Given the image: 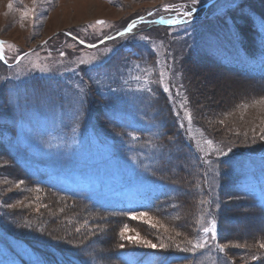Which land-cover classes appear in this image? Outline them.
<instances>
[{
	"label": "rangeland",
	"instance_id": "obj_1",
	"mask_svg": "<svg viewBox=\"0 0 264 264\" xmlns=\"http://www.w3.org/2000/svg\"><path fill=\"white\" fill-rule=\"evenodd\" d=\"M177 1L0 0L1 47H6L12 57L27 52L14 68L0 67V149L10 148L26 167L38 174L47 168L51 183L72 194H81L98 206L120 208L129 198L136 206L158 196L174 198V192L164 187L160 178H154L155 181L149 178H153V166L158 159L172 170V158L166 162L159 151L139 143L155 138L162 128L170 126L169 118L164 122L157 115L160 121L155 120L150 108L152 101L155 110L167 108L166 115L183 119L187 125L183 138L194 143L187 158L199 168L200 179H194L187 170L183 175L188 174L191 189L189 186L186 189L194 196L191 201L196 223L194 237L205 246L194 248L197 244L182 230L175 231L179 238L167 235L170 232H163L160 219L153 215L152 209L131 215H96L101 222L111 224L103 227L107 229V236H103L105 245H114V251L137 248L147 256L153 253L147 259L150 264H163L165 250L179 251L182 255L183 259L173 264H190V261L264 264V248L260 247L264 244V210L258 216L257 211L244 215L241 206L256 204V198L264 207V192L260 195L258 190L246 191L249 188L244 181L253 179L249 175L236 188L243 195L230 196L227 194L232 190L223 189L220 180V177L226 179L225 169L232 162L264 165V86L247 75L262 60L247 62L242 54L231 57L246 65L249 73L242 75L247 76V81L223 69H204L201 64L207 51L202 44L214 42L208 35H216L217 18L232 11L234 17L224 16L223 20L237 27L239 35H252L259 20L248 19L247 11L264 22V0H218L205 11L209 17L203 27L192 23L187 27V23L137 25L138 20L160 18L166 13L165 6ZM187 2L195 6L204 0ZM98 20L103 23L97 24ZM133 24L132 30L136 29L131 37L94 49H86L73 40L76 37L93 43L101 35L111 36ZM225 59L226 52L219 56L218 62ZM198 60L201 63L196 65ZM126 95L139 109L140 104L148 102V111L133 107L128 121L124 113L128 110H121L109 117L112 122L95 114V108L104 105V98L124 100ZM205 97H211L214 104L203 102ZM218 110L223 117L205 121L215 131L216 128L221 131L215 140L217 131L212 130L213 135L207 138L196 125L206 132L201 123L209 112ZM186 113L191 115V121ZM176 152L171 149L174 157ZM178 164L187 161L183 159ZM199 171L194 169L193 173ZM56 173H68V179L59 178ZM84 175L94 176L99 189L87 185ZM259 175L260 169L254 171V177ZM33 198L42 201L35 202ZM50 201L44 193L17 178L10 162L0 154V221H7L1 209L14 214L8 222L11 226V232L7 230L11 235L8 244H0V264H10L8 260L13 259V264L22 259L34 264L31 261L34 252L13 239L22 231V223L20 227L14 226L19 222L16 214L19 211L24 215L20 210H29L30 216L32 212L43 211L44 204ZM240 209L242 213L237 215L235 212ZM212 221H215L214 239L212 232L203 231L212 226ZM184 237L190 242L185 247ZM101 252L107 259L98 264H117L111 260L110 250Z\"/></svg>",
	"mask_w": 264,
	"mask_h": 264
},
{
	"label": "trees",
	"instance_id": "obj_2",
	"mask_svg": "<svg viewBox=\"0 0 264 264\" xmlns=\"http://www.w3.org/2000/svg\"><path fill=\"white\" fill-rule=\"evenodd\" d=\"M213 43L215 45L214 48H216L218 56L221 57L226 51L230 52L233 51V49H236L238 51L244 49L246 53H248L250 56L252 55L250 50H246L247 48L245 47V43L240 46L231 37L230 33L227 32H222L218 36H215V42ZM219 45L225 46L220 47ZM202 56H204L207 60L205 54H203ZM206 60H201L203 63H201L199 60L195 63H197L196 65L200 63L203 64L204 69H208L210 67L211 70L212 68L219 71L222 69L226 70V72L232 73L233 76H235L236 74L240 76L243 81H247V79L245 78L246 75H242L240 70L233 69L231 66L224 67L222 64L216 63L212 60ZM0 67L7 69L1 64ZM254 78L256 80L258 79L256 77ZM114 98L115 97L104 98V105L95 108V114L100 119L111 121L109 117H112L118 111L128 110V112L124 113L129 121L130 117L132 116L131 111L134 110V108H136L138 111H148V102H146L145 104H140L141 108L139 109L137 105H134L131 100L127 99L128 96L124 100ZM205 98L206 99L203 102L207 101L209 105L214 104V101L211 97ZM128 101H131L130 104L127 103ZM203 105H206V103H203ZM130 106H132V108H130ZM150 108L151 111L155 114V117L158 115L159 118H162V121L167 122V119L169 118L170 126L162 128L161 134H158V136H156L155 138H146L139 143L142 145H148L150 148L159 151V153L162 154L159 156L165 158L166 162L170 161L169 158H172V161L170 163L172 164L170 168L172 170H168L162 160L158 159L156 165L153 166V179L160 178L159 182H161L164 187H169L175 194L173 195L172 193L174 198H170L169 196H160V201L157 200L158 202L156 201L153 203L151 212L154 216L160 219V225L163 228V232H170L167 235H171L172 238H179V234L175 231L182 230L189 234L188 237L190 238V241L195 244L200 240L194 237L196 223L194 208L193 204L191 203L192 199H194V196L188 189H186L188 188V186L189 188L191 187L188 178L186 177L188 174L183 175V172L187 170L189 171V173L191 172L190 174L194 179H200L199 168L194 165L193 160L187 158V155L191 152V149L193 150L194 143L191 140L185 141V139L183 138V132L185 133V135L187 133V125L184 124L183 119H175L173 116L166 115L165 109L167 108H164L161 111L155 110L153 108L152 101ZM215 109H217V107ZM221 113L222 112H220V110L208 113L206 120L201 123V125L207 129L206 132H202L203 130L199 127V125H196L201 133L203 135H206L207 138H211L208 136L213 135L215 130L214 128L212 129V125L209 126L205 121L210 120L209 118L212 117H216L215 119H219L220 117H223ZM155 120L160 121L158 117H156ZM118 125H115L117 129L120 128ZM166 131L168 132L166 133ZM216 131L215 140L218 139L217 133L221 132L218 128H216ZM171 149L174 152L177 151V155L175 157L173 156L174 154L171 153ZM7 150H10V152H8ZM7 150L5 148L0 149V151H2L0 152V154L10 162V165L14 170V174L16 175V177L22 178L25 183L30 185V187L35 189L37 192L44 193L45 196H47V198L51 200L50 202L44 204L43 211L38 210L37 213L32 212L30 216H28L30 213L29 210H20L25 212L24 215L19 211H17L19 214H16L19 222H17V224L14 226L20 227V224L22 223V227H20L22 231L19 236L15 235L13 239L20 243H24L27 246L28 251L32 250L34 252L31 257V261L34 264H90L89 261L93 260V264H98L99 262L107 259L106 256L102 255L101 251L110 250L112 255L111 260L113 262L115 261L117 264H121L120 257L117 253L125 249L122 248L114 251V245L110 246L111 248L105 245L106 238L103 236H107V229H104L103 227L111 226V224L105 221L101 222V219L96 216L107 214L108 212L101 210L96 206V204L92 203L87 198L85 199L78 195L67 196L58 191L55 192L49 189V187L44 184H38L36 179L29 176L13 158L15 152H13L10 148H7ZM183 159L185 160V162L187 161V164L179 165L178 163H180ZM194 169H198L199 172L197 174L193 173ZM225 170L226 179H222L220 177L222 188L228 191L232 190V192L227 195L242 196L243 191L241 189L236 190V188L240 186L239 181L241 179L249 177V169H247L244 162H236V164L232 162ZM236 175H238V177H236ZM89 176L92 178L91 186H93L95 190L99 189L94 181V176ZM247 181L248 180L244 181V183H248ZM165 191L167 192L168 189H166ZM49 196H51L52 198H49ZM32 200L35 202L42 201V199L37 198H33ZM241 206L243 207L244 215L253 214V211H257L255 215L258 216L260 215V212L262 210H256V208H253L251 205ZM1 212L2 215H4L2 209ZM8 212L10 211L7 210L6 214ZM196 212L198 213V211ZM235 213L237 215L241 214L242 210H237V212ZM8 215L14 217L13 212H10ZM262 218H264V215L262 216ZM9 221L10 220L7 219L5 223L0 222V244H8V236H11L9 233L11 232V226H9L8 224ZM87 228L91 230L87 231ZM261 235L263 236V234ZM242 236L246 237V235ZM188 237H184V247L190 245V242L188 243L187 241ZM253 238L257 239L256 236H254ZM235 239L239 240L240 237L238 238V236H235ZM186 241L187 244L185 243ZM129 250L133 252L140 251L137 248H132ZM164 253L168 256L181 255L179 251L171 250H165ZM225 253H227L226 250ZM8 262L10 264H13L14 259L8 260ZM192 262L193 261H190V264H192ZM173 263L175 262H172L171 264ZM18 264L28 263L22 259L18 261Z\"/></svg>",
	"mask_w": 264,
	"mask_h": 264
},
{
	"label": "snow or ice",
	"instance_id": "obj_3",
	"mask_svg": "<svg viewBox=\"0 0 264 264\" xmlns=\"http://www.w3.org/2000/svg\"><path fill=\"white\" fill-rule=\"evenodd\" d=\"M195 2H196V0H193V3H195ZM9 7H11V5H9ZM184 16L186 18H190L191 17V11H186L184 13ZM160 22L161 23L173 24V23H181L182 21H179V20L163 21V20H161ZM98 23H103V22L98 21ZM133 26H134V24L133 25H129L128 28H126L123 33H118V35H124L125 33L131 32ZM109 38L110 39H113L112 37H109ZM143 39H148V37H143ZM0 43H2V42H0ZM137 67H139V65H137ZM137 79H138V77H137ZM165 91H167V89H165ZM81 92H83V89H81ZM186 116L189 119V121H191V115L186 113ZM133 139H136V137H133ZM143 215L144 214L141 213V216H143ZM133 218L135 219L136 217H133ZM211 225H212L211 227H205V228H203V231L205 233L212 232L213 233V237L212 238L214 239L215 238V235H214V233H215V221H212L211 222ZM129 239H132V238L130 237ZM144 242L147 243V241H144ZM150 246L151 247H155V245H150ZM204 246H205L204 243H200V244L194 245V247H201V248H203ZM121 247H122V245H121ZM260 247L261 248H264V244H261ZM219 250L221 252H223L224 251V248L222 246H220L219 247ZM253 259H255V257H253Z\"/></svg>",
	"mask_w": 264,
	"mask_h": 264
}]
</instances>
